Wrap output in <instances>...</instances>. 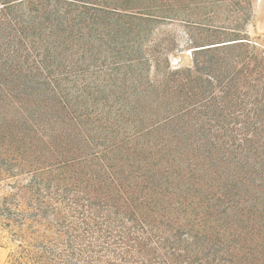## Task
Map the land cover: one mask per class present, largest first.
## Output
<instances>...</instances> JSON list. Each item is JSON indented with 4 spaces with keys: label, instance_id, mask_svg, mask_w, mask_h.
Returning a JSON list of instances; mask_svg holds the SVG:
<instances>
[{
    "label": "trees",
    "instance_id": "16d2710c",
    "mask_svg": "<svg viewBox=\"0 0 264 264\" xmlns=\"http://www.w3.org/2000/svg\"><path fill=\"white\" fill-rule=\"evenodd\" d=\"M45 1L41 80L25 82L0 55V239L12 243L5 264H264V114L246 130L189 128L180 121L191 107L166 102L190 99L192 77L214 89L213 70L225 59L197 60L188 75L170 71L112 106L57 67L80 46L86 21L151 14L157 5ZM243 43H208L194 54ZM235 63L264 86V73ZM199 88L191 85L202 102ZM164 105L169 115L150 123V110Z\"/></svg>",
    "mask_w": 264,
    "mask_h": 264
},
{
    "label": "rangeland",
    "instance_id": "374dc122",
    "mask_svg": "<svg viewBox=\"0 0 264 264\" xmlns=\"http://www.w3.org/2000/svg\"><path fill=\"white\" fill-rule=\"evenodd\" d=\"M3 1L0 0L2 66L22 68L25 82L40 81L46 41V1L23 0L6 9ZM153 3L157 8L151 14L121 11L99 14L86 21L87 31L81 36L80 46L64 53L57 67L58 75L114 106L140 97L136 96L140 88L159 84L170 71L188 75V69L197 60L225 59L213 70L217 81L214 89L205 81L196 83L195 77L189 83L200 86L199 93L206 100L200 102L201 96L194 95L188 85L184 90L190 99L175 95L166 102L191 107L189 115H183L180 121L189 128L195 124L200 129L255 127V117L264 114L260 105L264 86L256 84L254 77L248 78L246 69L243 72L242 66L236 67L235 61H246L251 70L264 73V65L258 63L264 55V0H153ZM230 42L244 43L235 49L194 54L204 44ZM230 78L236 80V86L226 89ZM168 109L164 105L162 109L150 110L153 114L149 115L150 123L163 120L169 115ZM138 113H142L141 109ZM11 247L7 237L0 239V264L7 262Z\"/></svg>",
    "mask_w": 264,
    "mask_h": 264
}]
</instances>
